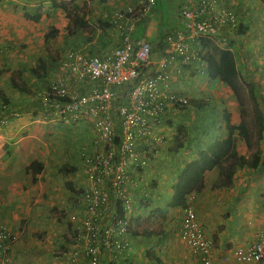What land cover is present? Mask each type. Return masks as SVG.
I'll return each mask as SVG.
<instances>
[{"label": "crops", "instance_id": "0c3cea01", "mask_svg": "<svg viewBox=\"0 0 264 264\" xmlns=\"http://www.w3.org/2000/svg\"><path fill=\"white\" fill-rule=\"evenodd\" d=\"M76 1L82 5L85 0ZM122 1L124 0L90 1L88 14L89 12L96 14L97 11L94 12L93 8L97 4L99 8L106 5V14L108 10H111L110 16L106 17V22H109V26L106 27V37L98 41L95 38H87L89 31H79L70 36L72 44L70 47H74L72 50L98 54L119 45L122 34L118 27L115 28L111 24L114 9L124 3H134L136 0ZM168 1L172 3V7L168 9L167 25L161 24L162 12L160 20L153 17L152 13L130 31L131 38L148 39L156 47L161 41L162 31L183 28L179 13L175 15L172 11L170 17L169 10L174 9L176 0ZM220 1L235 11L239 24L232 30L225 29V32L220 33L212 41L220 47H230L234 51L243 80L253 85L256 91V85L261 83V86H264V1ZM178 2L180 3V0ZM28 3L30 7L36 5V7L47 8L51 0H41L38 4L36 1L28 0ZM22 4L24 5V2ZM154 10L156 11V8ZM2 17L0 19V105L5 103L4 99H7L6 103L11 107V111H18V116L5 115L7 123L0 124V216L8 222L9 228L16 235V241L10 245L6 256L0 262L3 264H91L86 254V244L78 243L77 237L75 238L74 235L71 237L70 233L68 236L73 241L68 243L63 237V232L60 233V231L67 226L77 235L81 229L83 214L77 206L73 205L75 198L73 188L80 190L88 183L84 156L96 149L97 133L90 120L83 122L80 126L83 127L85 131L83 134L87 136V139L81 144L80 151L77 150L79 153L75 152L73 156L69 148V136L65 139L64 128L65 125L71 124L61 123L43 110L36 97V94L43 90L36 89L37 91L31 92L34 86L30 87L28 80L31 78H26L23 68L27 63L30 67H34L39 58L45 60L44 36L48 32V27L54 26L61 35L69 20L60 9H52L48 17L43 15L39 22H33L24 16H13V14ZM220 36H225L227 42L221 41ZM105 43L106 46H103ZM195 43L199 49L202 48V40ZM55 47L58 48L57 44ZM160 49L156 47L153 58L159 56ZM63 51V48H60L58 66L55 65L52 70L49 66L46 67L45 85L47 86L53 77L64 76L69 80L68 84L70 83L72 88L81 92L86 91L90 83L73 76L66 66L69 52ZM45 62L47 65V61ZM17 71L20 74L16 73ZM170 72L172 91L180 96H188L187 98L203 97L210 101L209 111L206 106L188 107L190 111L198 109L200 113L205 114L204 120L200 121V134H204V140L206 139L208 144L228 134L224 119L225 109L231 112L233 122H240L241 109L237 97L219 76L209 75L205 60L193 61L184 66H172ZM13 77L24 80L31 88L30 93H22L14 89L11 85ZM209 85L224 89L215 95L221 104L219 110L211 107L210 98L202 94L205 87ZM37 87L40 86L36 83L35 88ZM118 91L123 94L124 88H119ZM31 93H34L33 96H30ZM174 107L169 105V119L176 113L181 114L180 108ZM216 119L219 124L222 123L219 130L217 125H213ZM183 124L187 127L188 137L184 146L180 148L185 156L177 165V167L180 166L179 169L176 171L172 168L175 164H172L169 157L171 156L169 152L174 153L180 150H172L179 125L170 124L169 131L167 130L171 133L169 138L161 144L158 153L141 168L139 186L128 187L132 192L134 205L125 213L130 224L129 232L124 235V240L130 247L125 260L127 264H200V258L193 253L191 247L182 240L180 235L184 207L192 201L206 231L209 235L211 232L215 238V264H253V262L240 261L235 254V249L249 242L251 237H256L254 235L257 231L264 227V176L263 179L260 176L257 177L258 173L255 172L254 164L246 165L237 169L232 186L215 187L214 182L219 174V168L215 167L205 172V186L202 190H193L187 194L185 205H169L174 192L173 185L178 180L182 168L186 162L197 157L203 149H198L195 155L190 154L192 147L186 150L187 140L192 135L188 121ZM235 135L240 153L251 156V151L256 147H249L238 132ZM260 146L264 148V138ZM34 160L40 161L43 169L40 174L35 175V181L32 182L26 167ZM75 160L81 164L77 166L74 163ZM63 165L73 166L76 169L72 172H62L60 167ZM208 181H210L209 184H207ZM67 182H70L69 186ZM145 184L148 186V192L142 193L140 187ZM61 185L64 189H59ZM71 187L72 190L69 189ZM144 194L146 195L142 197ZM68 198L71 200L68 201ZM136 199H140L139 204ZM159 207L167 210L163 226H158L154 221L147 219L151 211ZM56 214L61 216L58 217ZM253 217L257 219V222H253ZM250 222L254 225L249 224ZM135 228L151 230L152 235H133L131 231ZM37 231L41 234L39 240L32 236ZM60 247H63L65 251L62 255H54L53 253Z\"/></svg>", "mask_w": 264, "mask_h": 264}, {"label": "built area", "instance_id": "2783aa9c", "mask_svg": "<svg viewBox=\"0 0 264 264\" xmlns=\"http://www.w3.org/2000/svg\"><path fill=\"white\" fill-rule=\"evenodd\" d=\"M155 6L156 0H136L115 13L122 38L112 50L96 55L78 50L67 54L69 71L90 83L86 91L72 88L59 76L36 94L47 114L61 123L90 120L98 136L96 149L84 159L88 183L82 191L84 216L76 235L78 243L86 244L91 264H127L130 247L124 235L130 224L125 213L134 204L128 187H138L141 168L169 138V105L187 102V97L171 90L170 68L200 62L196 41L214 39L239 24L235 11L220 0H180L183 28L164 33L159 58L153 60L151 43L134 40L130 31L150 16ZM219 39L227 42L225 36ZM119 88H124L123 94ZM0 112L2 125L7 123L5 115L18 116L8 103L0 105ZM180 235L200 264H215V240L192 201L184 207ZM15 241L16 235L0 219V260ZM235 254L240 261L264 264V227L254 239L239 245Z\"/></svg>", "mask_w": 264, "mask_h": 264}, {"label": "trees", "instance_id": "16d2710c", "mask_svg": "<svg viewBox=\"0 0 264 264\" xmlns=\"http://www.w3.org/2000/svg\"><path fill=\"white\" fill-rule=\"evenodd\" d=\"M90 1L94 0H85L84 3L80 5L76 0H51L49 7L45 8L44 6H38L33 14L24 9L23 16L24 18L33 22H39L43 15L48 17L49 12L52 9H60L65 13V17L69 20L66 28L69 35H75L79 31H92L93 29H97L98 26H100L101 29H105L109 26V22H101L94 25L88 20V3ZM100 1L105 2L106 0ZM158 5H160V11L163 13V17L161 13V24L167 25V21L169 20L168 9L172 7V3L170 4L168 0H156V6ZM243 30L244 29H242V31ZM57 31L58 30L54 26H50L48 32L44 36V50H46V56H49L52 58V60L51 40L56 37ZM165 32L166 31L161 32L162 38L159 44L156 46L157 49H160L163 45ZM156 47H154L151 43L153 52L156 51ZM199 55L207 62V71L209 75L211 77L219 76L220 79L225 81L227 85L233 90L234 95L237 97L240 103L241 120L239 123L233 122L231 118V112L227 109L224 110V119L228 129V134L224 138L213 140L205 148L200 150L197 157L186 162L181 170L178 180L173 185L174 192L169 201V205L171 206L185 205L187 203L188 193L193 190H202L205 186L204 179L205 172L207 170H211L215 167L219 168L218 177L214 182L215 187L232 186L234 184V175L239 167L255 164L256 160L254 157L242 154L238 150L236 142L237 138L235 135L236 132H238V135H240L245 140L246 144L251 148L253 146L259 148L261 141L264 138V111L256 94L255 87L243 80V75L241 74L237 65L234 51L230 47H220L219 45L213 43L212 40L204 37L202 39V48L199 51ZM37 69H39L41 72H39ZM30 72L32 75L38 78H45L47 76L45 60H43V58H39L36 61L35 66L30 67ZM16 73L20 74L19 71ZM55 78L56 77H53L51 80ZM66 80L69 82L68 79ZM11 85L19 92L29 91L27 85L20 79H15L13 77L11 80ZM4 102L6 103L7 99H4ZM209 104L210 101L206 98L190 97L187 98L186 103H179L176 104V106L180 109H186L189 106L203 107L208 106ZM187 137V127L183 123H180L178 126V131L174 136L172 150L178 151L182 146H184ZM42 169L43 164L38 160L32 161L26 167V172L30 173L32 182L35 181V175L40 174ZM75 169V167L67 165L60 167V171L62 172H72ZM67 184L69 186L70 182H67ZM69 189L72 190V187ZM73 191L75 192L76 200L75 203L73 202V205L77 206L79 210L82 211L84 216V193L82 192L83 187L81 190L73 189ZM166 211V209H162L161 207L154 209L148 215L147 219L148 221H154V223H157L158 226H163V223L166 220ZM119 215L122 216L121 210H119ZM131 233L133 235L143 236L152 235V231L148 229L138 230L135 228L131 231ZM63 235L66 242L72 243L73 240H71V238L67 237L65 234ZM40 237L41 234H38L39 239Z\"/></svg>", "mask_w": 264, "mask_h": 264}, {"label": "rangeland", "instance_id": "374dc122", "mask_svg": "<svg viewBox=\"0 0 264 264\" xmlns=\"http://www.w3.org/2000/svg\"><path fill=\"white\" fill-rule=\"evenodd\" d=\"M33 1H36L37 4H38L41 0H33ZM22 2H24V5L22 4ZM122 2H127V1L124 0ZM175 3H177V4H174L175 5L173 7L174 9L170 10V17H171V12L172 11H173L172 13H175V15H177V13H178V4H179L178 0H176ZM125 4H128V3H124V4L118 6V7H116L114 9V13H113V16H112V19H111V24L115 28L118 27V23L120 22L119 20H117L115 13L118 10H120L123 7V5L125 6ZM132 4H135V1ZM36 8H37L36 5L34 7L33 6L30 7L29 3H28V0H0V19L3 18L2 16H10L12 14H13V16H22L23 17L22 13H23L24 9L28 10L31 14H33L35 12ZM156 8H158V11L154 10L152 16L156 17V18H158V20H160V17H161L160 5L156 6ZM93 10H94V12L97 11L96 14L94 15L93 12L92 13L89 12L88 17H89L90 22L92 24H94V25H96L98 23H101V22L102 23L106 22V17L110 16V14H111V10H108V12L106 14V5H104L103 7L99 8V4H97V6H94ZM47 22H48V20H47ZM36 26H38V25H36ZM66 28H67V25L65 26L64 31L61 33V35L59 34V30L57 29L58 31H57L56 37L51 40V44H52L51 45V47H52L51 55L53 57V60L49 56H45V61H47L46 67L48 68V66H49L50 67L49 69H51V70L54 69L55 65L58 66L57 61L60 58V56H59L60 48H63V50H64L63 52H70L74 48V47H70V46H72L71 41H70V39H71L70 36L71 35H69L67 33ZM99 29H101L100 26H98L97 29H93L92 31H89V34L86 35L87 38L88 37L90 39L91 38H95L98 41L101 38L104 39L106 37V28L102 29V30H99ZM175 29H177V28H173L171 30H175ZM48 30H49V27H48ZM63 34H64V36H62ZM56 44H57L58 48L55 47ZM103 46H106V43ZM108 48L109 47H107L106 49H108ZM44 51L46 52V50H44ZM23 68L25 69V73H26L25 76H27L26 78H31L32 79V81H31V79L28 80V83H29L30 87L32 85V86H34V88H33V91H31L30 90L31 88H29V86L27 85V87L29 88V91L28 92H22V93H30V91L34 92V91H37L36 89H38V90L45 89V87H46L45 84L47 82L46 79L38 78V77L32 75L31 72H30V64L28 65V63L25 64L23 66ZM56 69H58V68H56ZM37 70L39 72H41L39 69H37ZM22 82L25 83L24 80ZM36 83L39 84L40 87L35 88L36 87ZM225 86H226V84H225ZM217 90H219V91H217ZM221 91H224V89L221 88L220 86L209 85L208 87H205V90L202 92L204 97H209L210 98V100L212 102V106L211 107H213L216 110H219L221 108V104L219 103V101H217V98H216L215 95H216L217 92L221 93ZM33 94L31 93L30 96H33ZM256 94L258 95V99H259L261 107H262V109L264 111V86H261V83L256 85ZM209 106L210 105L206 106L208 111L210 109ZM174 108L179 109L178 107H174ZM171 109H173V107ZM189 111H190V108L189 109L188 108L180 109L181 114L179 115V113H176L175 116H173L170 119H168V122H170L169 125L170 124L179 125L180 123L188 121V124H189L190 129H191L192 137H189L188 140H187L186 150H187L188 147H189L188 149H191V147H192V149L190 151V154L191 155H195L198 152V149H202L208 144L206 142V139L204 140V137H205L204 134L203 133L200 134V131H201L200 130V121L204 120L203 118H205V114L200 113L198 109L191 110L190 112ZM190 113H192V114H190ZM83 122H85V121H80V122H77V123H74V124H71V125H65L64 126V128H65V139H66L67 136H69V141H70L69 148H70L71 153H72L73 156H75V152L79 153V152H77V150L80 151L81 144L84 143L86 141V139H87V136H85V134H83L85 132L83 127L80 126L81 124H83ZM213 125H217V129L219 130V128L221 127L222 123L219 124L218 120L216 119V120H214ZM261 147L262 146H260L259 148L253 149L251 151V156L254 157L255 160H256V162L254 164V169H255V172L257 171V173H258L257 177L260 176L261 179H263V176H264V148L263 147L261 148ZM182 151L183 150L180 149L179 152H174V153L173 152H169L171 154V156H169L170 160H171L172 164H175L174 167L172 165V168L175 169L176 171L180 167V166L177 167L179 161L185 156V154H183ZM74 163H76L77 166H79L81 164L77 160H75ZM54 171H56V170H54ZM209 183H210V181H208L207 184H209ZM147 188H148V186L146 184L142 185L140 187V190H141L140 192L147 193L148 192ZM59 189H64V186L61 185L59 187ZM66 189H68V188H66ZM145 195L146 194L142 195V197H144ZM67 200L70 201L71 199L68 198ZM139 200L140 199H136L137 202ZM146 200L147 199H145V201ZM75 201L76 200L74 198L73 202L75 203ZM139 203L140 202H138V204ZM56 215L58 217L61 216V214H56ZM62 217H64V216H62ZM0 219L4 220L8 224V222L4 218H2L1 216H0ZM253 222H257V219L255 217H253ZM249 224H253V223L250 222ZM8 226H9V224H8ZM256 228L258 229V227H256ZM217 230H218V228H217ZM61 232H63V234H65L67 237H69L68 233H70L71 237H73V235H74V237L76 238V233H73L72 231H70V228L67 227V226H64L63 230H61L60 233ZM30 234L31 233H29V235ZM210 234L212 235L211 232H210ZM32 236L34 237V239L39 240L38 231L34 232L32 234ZM254 236H256V235H254ZM63 237H64V235H63ZM213 238H214V236H213ZM254 238L255 237H251L250 240L254 239ZM64 251L65 250L63 249V247H60V249H56V251L53 254L54 255H62V253Z\"/></svg>", "mask_w": 264, "mask_h": 264}, {"label": "clouds", "instance_id": "9594fccd", "mask_svg": "<svg viewBox=\"0 0 264 264\" xmlns=\"http://www.w3.org/2000/svg\"><path fill=\"white\" fill-rule=\"evenodd\" d=\"M123 7H124V6H123ZM155 8H156V6H155ZM178 29H180V28H178ZM203 38H204V37H203ZM203 38H202V39H203ZM206 38L212 40V38H209V37H206ZM202 39H201V40H202ZM136 40H138V39H136ZM146 40H148V39H146ZM148 41H149V40H148ZM149 42H150V41H149ZM160 50H161V49H160ZM160 50H159V51H160ZM158 54H159V52H158ZM199 56H200V55H199ZM158 58H159V56H158L157 58H153V53H152V59H153V60H157ZM200 59L202 60L201 57H200ZM187 65H188V64H187ZM174 106L177 107L176 105H174ZM133 205H134V204H133Z\"/></svg>", "mask_w": 264, "mask_h": 264}]
</instances>
